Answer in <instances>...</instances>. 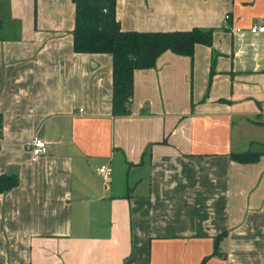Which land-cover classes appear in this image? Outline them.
Wrapping results in <instances>:
<instances>
[{"label":"crops","instance_id":"obj_1","mask_svg":"<svg viewBox=\"0 0 264 264\" xmlns=\"http://www.w3.org/2000/svg\"><path fill=\"white\" fill-rule=\"evenodd\" d=\"M115 15L212 42L135 70L113 115L112 58L74 52L73 1L0 0V175L17 178L0 264H264V154L229 156L264 150V0H116Z\"/></svg>","mask_w":264,"mask_h":264},{"label":"trees","instance_id":"obj_2","mask_svg":"<svg viewBox=\"0 0 264 264\" xmlns=\"http://www.w3.org/2000/svg\"><path fill=\"white\" fill-rule=\"evenodd\" d=\"M75 17L73 50L76 53H107L112 58L113 115H124L130 110L135 70L151 68L158 56L169 50L179 55L192 56L196 44L211 45L212 29L193 27L188 30L135 31L120 26L115 15L116 0H72ZM2 115L0 113V130ZM264 150L231 151L229 156L239 162H252ZM17 181L14 173L0 175V190L8 189Z\"/></svg>","mask_w":264,"mask_h":264},{"label":"built area","instance_id":"obj_3","mask_svg":"<svg viewBox=\"0 0 264 264\" xmlns=\"http://www.w3.org/2000/svg\"><path fill=\"white\" fill-rule=\"evenodd\" d=\"M229 18V15L226 14L224 16V24ZM240 29H237L239 31ZM250 32L256 33V32H264V25L263 26H252L250 28ZM1 145V142H0ZM27 147L30 150L31 153V159L36 160L41 154L46 152V142L44 139L38 137V136H33L28 142H27ZM99 172L104 176L108 177L110 174V170L107 167H100Z\"/></svg>","mask_w":264,"mask_h":264},{"label":"rangeland","instance_id":"obj_4","mask_svg":"<svg viewBox=\"0 0 264 264\" xmlns=\"http://www.w3.org/2000/svg\"><path fill=\"white\" fill-rule=\"evenodd\" d=\"M262 145L264 146V142L262 143Z\"/></svg>","mask_w":264,"mask_h":264}]
</instances>
